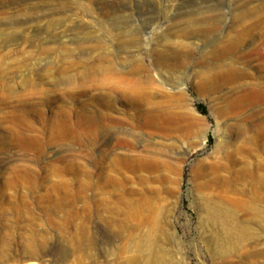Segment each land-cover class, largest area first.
I'll use <instances>...</instances> for the list:
<instances>
[{
	"label": "rangeland",
	"instance_id": "374dc122",
	"mask_svg": "<svg viewBox=\"0 0 264 264\" xmlns=\"http://www.w3.org/2000/svg\"><path fill=\"white\" fill-rule=\"evenodd\" d=\"M62 1L0 6L30 21L5 34L40 38L0 46V264H264V0ZM204 11L223 33L252 25L224 58L237 72L203 79L194 50L185 69L139 72L162 93L103 103L102 56L129 70L120 41L148 61ZM112 21L126 37L94 25Z\"/></svg>",
	"mask_w": 264,
	"mask_h": 264
},
{
	"label": "bare ground",
	"instance_id": "6f19581e",
	"mask_svg": "<svg viewBox=\"0 0 264 264\" xmlns=\"http://www.w3.org/2000/svg\"><path fill=\"white\" fill-rule=\"evenodd\" d=\"M42 1L44 4L54 3V5H57V7L58 5L64 3L62 0ZM105 1V6L112 7L108 0ZM16 2L25 5L27 0H0V6L11 5ZM72 3L76 6L78 5V2L75 0ZM210 12H200L197 14V17L187 18L182 22V28L162 35L163 42L160 43L158 48L153 49L148 61L144 58H138L136 51H138L139 48L137 46L132 47L133 57H130L127 47L128 42L118 40L120 41L118 49H123L125 57L116 55L113 56V59L115 58L120 60L119 62L121 63L129 62L131 67L129 70L117 72L114 69L113 63L109 61L111 60L109 59V56L104 55L101 57V59H104V61L107 60L108 63L105 65L100 63L99 66H96L93 69V71L94 74L110 73V76L104 78L100 83L102 87L105 86L107 89V92L100 93L101 97H103L105 100H102L103 98L101 99L103 103L105 105H109L111 108L116 105L133 106L142 102L141 99L149 92L148 90L153 89L162 93L161 88L163 87L160 86V82L153 81L148 74H143L141 77L139 72H145V70L149 71L150 68L157 67L167 69V71L185 69L188 59H191L193 56L194 50H200V54H203L201 64L204 62H207L208 64L207 72L203 73V79L208 81L209 79L219 75L233 74L237 72L234 62L230 60L228 63H224V58L229 56L238 47V45L253 39L251 34L252 25L245 24L239 26L238 30H233L232 33L229 31L227 33H223L221 29L223 15L210 14ZM4 13V15L3 13L0 14V18L6 16L3 19H7L0 23V46L20 43H35L39 41L40 38H38V35L35 33L26 39L22 35H12V32L10 34H5L4 31H17L20 26L28 25L30 21L25 20V22L21 23L15 18V15H12V13H9V15H7L8 12ZM24 16L28 17V14L25 13ZM64 20L65 19H62V21ZM94 25L97 27V30L107 33V35L111 36L114 40L126 37V34L124 33V29H126V27L121 26L119 22L112 21L108 26L94 22ZM48 27L50 26L47 25L46 28ZM216 32L219 34L214 36V33ZM4 34L6 35L5 37ZM85 35H88V37L78 39L77 41H90L96 45L95 47L98 48L106 43L103 36H90L89 32H86ZM262 35L264 37V29L262 31ZM65 38L67 37H64V39ZM60 39H63V36H61ZM111 93L114 94L113 96H117L119 98H116L117 100H111L109 98ZM255 182H257L259 187L264 190V178H255Z\"/></svg>",
	"mask_w": 264,
	"mask_h": 264
},
{
	"label": "trees",
	"instance_id": "16d2710c",
	"mask_svg": "<svg viewBox=\"0 0 264 264\" xmlns=\"http://www.w3.org/2000/svg\"><path fill=\"white\" fill-rule=\"evenodd\" d=\"M197 109H198L202 114H205L204 109H203V107H202L200 104L197 105Z\"/></svg>",
	"mask_w": 264,
	"mask_h": 264
}]
</instances>
